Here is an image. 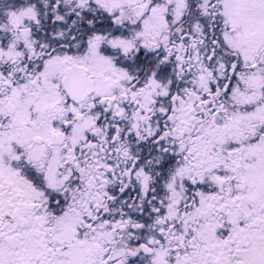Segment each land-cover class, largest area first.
<instances>
[{"label": "snow or ice", "instance_id": "1", "mask_svg": "<svg viewBox=\"0 0 264 264\" xmlns=\"http://www.w3.org/2000/svg\"><path fill=\"white\" fill-rule=\"evenodd\" d=\"M0 264H264V0H0Z\"/></svg>", "mask_w": 264, "mask_h": 264}]
</instances>
